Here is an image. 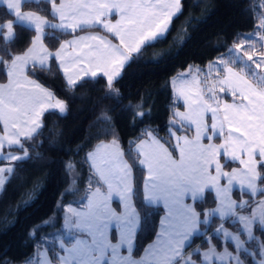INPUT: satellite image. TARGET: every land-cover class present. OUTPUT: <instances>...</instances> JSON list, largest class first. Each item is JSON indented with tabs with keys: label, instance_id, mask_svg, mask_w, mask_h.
<instances>
[{
	"label": "snow or ice",
	"instance_id": "snow-or-ice-1",
	"mask_svg": "<svg viewBox=\"0 0 264 264\" xmlns=\"http://www.w3.org/2000/svg\"><path fill=\"white\" fill-rule=\"evenodd\" d=\"M0 4L6 6L0 16V72L7 78L6 83H0V162H7L0 166L2 194L15 174L12 162L33 158L30 149L36 159H43L42 153L36 151L43 142L33 141L42 134L44 113L54 109L63 116L68 111L65 101L30 79L26 70L32 74L51 72L55 65L69 92L99 72L106 77L103 98L122 105L136 126L150 116V110L145 111V98L123 104L125 97L116 84L135 55L166 38L173 18L183 6L182 0H0ZM113 14L118 17L114 22ZM258 18L254 34L264 42V13ZM18 26L33 31L29 46L21 52L14 51ZM93 27L118 43L99 34L74 35L72 40L60 38ZM252 37L253 33H249L235 43L229 49L233 54L229 60L220 57L210 62L208 73L189 67L187 75L191 79L182 80L176 89L185 111H173L168 121V139L163 142L155 129L144 127L127 148L122 147L110 115L112 109L101 108L94 121L98 143L85 156L91 177L80 198L81 208L62 204L64 195L79 192L75 187L76 166L67 161L65 175L70 180L57 205L65 212L62 235L40 232L55 225L54 215L33 225L28 236L34 253L25 264H37L35 257H42L39 264H211L213 257L222 264H264V198L243 199L244 194L264 197V52L260 59H253L250 50L254 51V41L249 43ZM243 57L251 63L244 62ZM237 61L242 62L239 71L235 68ZM252 64L262 73H257ZM212 69L216 70L215 79ZM224 95L231 96V102L225 101ZM185 132L194 135L189 137ZM109 136L112 138L107 139ZM215 139H221V143H213ZM49 143L55 147L58 140ZM222 157L226 162H238L240 167L225 171ZM137 167L143 177L139 191L134 176ZM222 179L226 184H221ZM234 182L242 190L239 201L231 195ZM206 192L214 193L216 206L198 211L196 205L205 200ZM113 196L118 198L122 211L111 206ZM137 196L145 209L143 221H147L154 206L163 204L166 209L155 241L139 260L131 255L142 223L133 203ZM186 199L192 203H186ZM211 217H218L219 223L212 228L213 236L206 238L207 248L201 251L197 246L186 253L197 233L206 236ZM227 217L233 218V224L239 223L235 231L225 227ZM112 229L116 234L110 238ZM221 237L231 242V248L222 244V251L217 250L213 239ZM49 244L54 246L51 257ZM121 248H126L129 255H121Z\"/></svg>",
	"mask_w": 264,
	"mask_h": 264
},
{
	"label": "trees",
	"instance_id": "trees-1",
	"mask_svg": "<svg viewBox=\"0 0 264 264\" xmlns=\"http://www.w3.org/2000/svg\"><path fill=\"white\" fill-rule=\"evenodd\" d=\"M264 0H182V11L171 22L166 38H163L142 49L141 53L125 66L116 87L123 93V104L137 102L145 98V111L150 110V116L143 123H131V114L122 110L112 99H104L107 91L106 80L103 77L85 78L86 83L77 86L74 92L66 89L62 73L41 71L27 74L43 85L49 87L68 106L66 115H60L57 110L47 111L43 116L44 128L33 143L43 142L37 147L43 159H36L30 149L31 159L15 162V174L6 183L0 194V264H25L33 256V241L28 232L33 225L49 216H56L53 227H45L41 233H62V208L57 207L61 202V193L66 188L70 176L65 175V162L71 161L76 166V185L79 192L63 196L62 204H81L80 198L88 187L91 172L85 156L98 140L95 138L98 127L94 126L99 111L103 107L112 109L114 129L122 147L127 148L144 127L156 130V135L162 141L168 139V121L175 108L182 105L176 102L170 85V79L190 65L205 66L211 61L228 55L232 45L239 43L249 33H254L260 23L259 15L264 13ZM5 6H0V16ZM15 52H21L29 46L33 35L31 29L18 26ZM62 35L65 40L72 36ZM254 51H263V42L257 36L252 37ZM45 43L51 48V42ZM242 62L237 61L235 68L239 70ZM6 74L0 72V82L6 81ZM100 127H103L101 125ZM57 133L60 135L57 137ZM193 135V132H185ZM109 136L107 139H111ZM58 140L55 147L49 141ZM175 155V154H174ZM127 159V157H126ZM5 162H0V164ZM238 166L235 162H226L225 167L231 169ZM135 183L139 191L142 184V171L134 169ZM94 183V181H93ZM238 199L239 192L236 190ZM249 197V196H248ZM253 200L252 197L249 198ZM27 201V204L25 203ZM134 205L142 217V223L135 238L133 254L139 257L146 246L155 238L159 221L164 213L161 206H154L149 212L147 221H143L145 209L141 197L134 198ZM214 194L206 193L205 200L196 205L198 211L213 208ZM225 220L226 226L234 231L238 223ZM219 223L218 217H212L206 235L213 236L212 228ZM59 230V231H57ZM257 235L260 234L256 228ZM40 233H37L39 239ZM214 243L221 248L220 239L214 238ZM205 236H195L186 248L194 246L201 249L207 247ZM227 245V244H226ZM224 246V244H223ZM231 248V244L228 243ZM54 246H47L50 256Z\"/></svg>",
	"mask_w": 264,
	"mask_h": 264
},
{
	"label": "rangeland",
	"instance_id": "rangeland-1",
	"mask_svg": "<svg viewBox=\"0 0 264 264\" xmlns=\"http://www.w3.org/2000/svg\"><path fill=\"white\" fill-rule=\"evenodd\" d=\"M255 33V32H254ZM253 33V36H256L255 34ZM249 43H252V41H249ZM233 47V45L230 47V48H232ZM246 47H247V44H246ZM250 54H253V59L254 60H258V59H260V53H258V52H255V51H252V50H250ZM232 55L233 54H230L229 53V51H228V55L227 56H225V57H223L225 60H229L231 57H232ZM217 60V59H216ZM216 60H214V61H211V62H215ZM243 61L244 62H247V58L246 57H243ZM241 62V61H240ZM247 63H251V62H247ZM209 65H210V62L208 63V64H206L205 66H200V65H190L189 67H191V68H193V69H195V68H197V67H199L200 69H202L203 70V72L204 73H208L209 71H210V68H209ZM189 67L188 68H186V69H184V70H182V71H180V72H178V73H176L171 79H170V85H171V88H172V92H173V95H174V99L176 100V101H181L183 104H184V101L182 100V99H177V97H176V89H178L180 86H181V81L182 80H190L191 79V76L190 75H187V73H188V70H189ZM217 67H219V66H217ZM252 68L257 72V73H262V70L261 69H255V65L254 64H252ZM236 70H238V69H236ZM182 73H185L186 75H184V76H181V74ZM262 74H264V73H262ZM215 77H216V70L215 69H212V78L213 79H215ZM201 79H203V75L201 76ZM223 95V94H222ZM231 97V96H230ZM224 98H226V95H224L223 96V99ZM210 122V121H209ZM73 163V162H72ZM239 167H240V165H239ZM75 175H76V173H75ZM233 192H232V198L233 199H235V200H237V201H239L240 199H241V195H242V190H241V188H240V185L238 184V183H233ZM236 190L239 192V194H240V198L238 199V197H237V194H236ZM249 195L248 194H244L243 195V199H245V200H250L249 198H250V196L248 197ZM262 198H264V197H261L259 194L256 196V197H254V198H252L253 200H255V201H259L260 199H262ZM61 203V202H60ZM66 206V205H65ZM254 206V205H253ZM215 207V206H214ZM213 207V208H214ZM60 208V207H59ZM249 211H250V209H249ZM258 214H259V210H258ZM65 215V212L63 213V216ZM56 217V216H55ZM227 219H231V220H229L230 221V223H232V219L233 218H231V217H227V218H225V220H227ZM225 222V221H224ZM238 223V222H237ZM233 224V223H232ZM238 226H239V223H238ZM203 227V226H202ZM225 227L226 228H228V230L229 231H234L232 228H230L229 226H226V224H225ZM63 232V231H62ZM254 232L256 233V227L254 226ZM198 234V233H197ZM257 234V233H256ZM56 235H62V233L61 232H59V233H56ZM208 236H210V234H208V235H206L205 236V239L208 237ZM64 239H67L66 237H63ZM85 238H87V237H85ZM220 239V241H221V243H223L224 244V247H228L227 245H228V243H230L231 244V242L230 241H226V240H224L223 239V237H221V238H219ZM213 243H214V240H213ZM215 244V243H214ZM227 244V245H226ZM197 248V246H194V247H192V248H190L186 253H189V252H193L195 249ZM207 248V247H206ZM206 248H204V249H201V251H203V250H205ZM230 248V247H229ZM217 250L218 251H222V248H218L217 247ZM40 251H44V249H41ZM33 257V256H32ZM197 257L194 255L193 256V259H196ZM35 259H36V261H37V264H39V261H40V259H42V257H35ZM211 264H222V262H220V261H217L216 259H215V257H213V259H212V261H211Z\"/></svg>",
	"mask_w": 264,
	"mask_h": 264
},
{
	"label": "crops",
	"instance_id": "crops-1",
	"mask_svg": "<svg viewBox=\"0 0 264 264\" xmlns=\"http://www.w3.org/2000/svg\"><path fill=\"white\" fill-rule=\"evenodd\" d=\"M1 5H3V4H0V6ZM3 6H5V5H3ZM6 7V6H5ZM118 17L117 16H115V14H113V17H112V19H113V22H114V20L115 19H117ZM92 34H99V35H107V37H108V39H113L110 35H108V34H106L105 32H103L100 28H98V27H93V28H90V29H86V30H84V31H77L76 33H74L72 36H70L69 38H67L66 40H72L73 39V37H74V35H79V36H85V35H92ZM113 43H118V40H115V39H113ZM67 51L68 52H71V48H68L67 49ZM262 52H264V42H263V51ZM27 71L28 70H26V74H27ZM123 71V70H122ZM237 71H239V70H237ZM28 75V74H27ZM29 76V75H28ZM96 77H103L99 72H98V74H97V76ZM95 77V78H96ZM29 78L30 79H34V80H36L35 78H33V77H31V76H29ZM88 78H92V77H88ZM105 80H106V77H103ZM65 80V79H64ZM37 82H39L38 80H36ZM7 82V79H6V81L5 82H0V83H6ZM40 83V82H39ZM41 85H43L42 83H40ZM44 87H46V88H48L50 91H52L53 93H54V91L52 90V89H50L49 87H47V86H45V85H43ZM54 95H55V97L57 98V99H60L55 93H54ZM60 100H62V99H60ZM224 100L225 101H227V102H231V100H232V98L230 97V96H228V95H226V98H224ZM176 101V100H175ZM176 102H178V103H180V105H182L181 106V108H175L174 110H179V111H185V108H184V104L181 102V101H176ZM51 110H54V109H49L48 111H51ZM173 110V111H174ZM58 111V110H57ZM47 112V111H46ZM45 112V113H46ZM44 113V114H45ZM44 116V115H43ZM42 119H43V117H42ZM183 134H186V133H183ZM188 135V134H187ZM193 135H194V132H193ZM193 135H188L189 137H191V136H193ZM163 142V141H162ZM204 143L205 144H207L208 143V141L207 140H205L204 141ZM213 143H216V144H219V143H221V139H215L214 141H213ZM94 149V148H93ZM92 149V150H93ZM91 150V151H92ZM13 164L15 163V162H12ZM221 163L222 164H226V161H225V159L222 157L221 158ZM235 163H237L238 164V162H235ZM7 165V162H5V163H2V164H0V166H6ZM239 167V164H238V166H235V167H233V168H238ZM233 168H231V169H227L226 167H225V171H231ZM221 184H226V180H224V179H222L221 180ZM233 186V185H232ZM232 192H233V187H232ZM207 193V192H206ZM214 194V193H213ZM232 194V193H231ZM185 202L186 203H192V201L191 200H188V199H186L185 200ZM85 203H86V201H85ZM134 203V202H133ZM72 204V206L74 207V208H81V204H79V205H76V204H73V203H71ZM66 205H68V204H66ZM65 206V205H64ZM111 206L113 207V208H116L117 209V211H122L123 209H122V207L121 206H119V200H118V198L116 197V196H113V198H112V202H111ZM159 206H161L162 208H163V210H164V213H163V215L161 216V218H163V216L165 215V212H166V209L164 208V206H163V204H161V205H159ZM63 210V209H62ZM62 213H64V211L62 212ZM211 219H212V217L210 218V221H211ZM158 231H159V227H158ZM116 234V232H115V229H112L111 231H110V238L113 236V235H115ZM198 235H200L199 233L198 234H196L195 236H198ZM194 236V237H195ZM193 237V238H194ZM88 238V237H87ZM193 238H192V240H193ZM155 239H156V236H155V238H154V240L152 241V242H150L147 246H146V248L150 245V244H152L154 241H155ZM112 242L113 243H115L116 242V240L115 239H113L112 240ZM192 242V241H191ZM134 247H135V241H134V246H133V248H132V251H131V255H132V257L134 258V259H137V260H139L141 257H143V256H145L146 255V253H145V249H144V251L142 252V254L139 256V257H136V256H134V254H133V251H134ZM186 251V250H185ZM187 252V251H186ZM120 254L121 255H124V256H127V255H129V253H128V250L126 249V248H121L120 249ZM48 255H49V257H51L50 256V254H49V252H48ZM40 258V257H39Z\"/></svg>",
	"mask_w": 264,
	"mask_h": 264
}]
</instances>
